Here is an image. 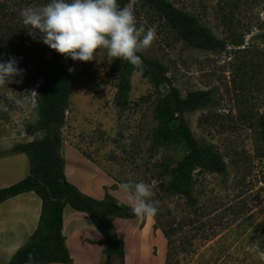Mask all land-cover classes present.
Here are the masks:
<instances>
[{
	"label": "rangeland",
	"instance_id": "1",
	"mask_svg": "<svg viewBox=\"0 0 264 264\" xmlns=\"http://www.w3.org/2000/svg\"><path fill=\"white\" fill-rule=\"evenodd\" d=\"M167 1L225 42L218 51L192 48L149 5L138 0L128 4L137 26L156 29L158 38L143 55L166 67L184 96L209 92L212 102L185 118L200 143L213 144L221 153L227 173L196 172L194 204L162 190L160 173L183 155L175 147L153 143L156 105L168 88L156 89L142 64L132 72L126 100H118L116 69L122 59L109 64L106 50H98L90 62H72L74 85L61 129L65 168L74 181L78 156L91 162L86 166L96 179L91 198L109 197L130 210L120 184L132 177L152 185L153 199L160 202L155 217H102L123 239L128 264H166L169 257V264H264V145L258 141V124L264 119V0ZM47 2L0 0L9 54L19 58V67L25 70L21 83L0 87L1 141L26 143L46 134L26 133L40 122L30 71L53 50L28 34L20 11ZM82 215L89 223H81L82 234L104 239L88 215ZM170 227L173 231L166 237ZM89 245L79 244V249L98 258L102 246ZM112 263L120 261L113 258Z\"/></svg>",
	"mask_w": 264,
	"mask_h": 264
},
{
	"label": "trees",
	"instance_id": "2",
	"mask_svg": "<svg viewBox=\"0 0 264 264\" xmlns=\"http://www.w3.org/2000/svg\"><path fill=\"white\" fill-rule=\"evenodd\" d=\"M153 8L169 25L176 37L188 46L207 51L225 48V42L217 39L211 31L200 24L195 16L171 5L167 0H138ZM131 0H118L123 7ZM5 23L0 21V62L10 56L7 38L4 37ZM264 44V34L261 35ZM8 47V48H7ZM142 64L146 67L144 75L158 89L168 88V93L160 95L155 109L157 127L153 132L156 147H175L183 155L171 166L162 170L159 182L165 193L182 197L194 204L195 173L225 175L227 164L213 144L200 143L187 125L185 115L206 107L212 102L208 91H194L186 96L172 83L167 68L159 62L147 58L143 53ZM73 60L52 51L50 56L33 63L31 78L34 81V102L38 109L40 122L29 126L27 134L43 130L42 139L16 144L12 153H25L29 159V175L6 188L0 189V204L20 194L34 192L41 200V215L35 232L28 241L13 255L9 264H29V254L34 264H70L71 257L65 244L63 231V211L66 205L88 215L92 224L103 235L106 247V260L103 264H113L118 258L124 264L125 245L108 226L102 217L116 216L121 219H133L135 215L125 205L107 197L96 200L83 195L71 184L64 173L62 156L63 140L61 129L65 123L69 99L74 85L71 72ZM134 67L122 60L116 72L118 74V100L125 101L130 87V77ZM41 80V83H38ZM258 141L264 145V119L258 124ZM171 176L170 183L162 182ZM173 231L170 227L166 237ZM168 245L170 240L167 241ZM167 260L166 264H169Z\"/></svg>",
	"mask_w": 264,
	"mask_h": 264
},
{
	"label": "clouds",
	"instance_id": "3",
	"mask_svg": "<svg viewBox=\"0 0 264 264\" xmlns=\"http://www.w3.org/2000/svg\"><path fill=\"white\" fill-rule=\"evenodd\" d=\"M20 16L34 40L39 37V42L73 61L90 62L96 59L98 50H106L109 64L122 59L140 69L142 59L138 53L146 51L158 38L154 26H137L133 9L121 7L118 0H49L23 7ZM24 74L19 58L10 56L0 62V87L21 83ZM171 180L167 176L162 182ZM120 188L127 194L135 216L158 214L160 202L153 199L151 184L128 177ZM28 259L29 264H34L31 254Z\"/></svg>",
	"mask_w": 264,
	"mask_h": 264
},
{
	"label": "crops",
	"instance_id": "4",
	"mask_svg": "<svg viewBox=\"0 0 264 264\" xmlns=\"http://www.w3.org/2000/svg\"><path fill=\"white\" fill-rule=\"evenodd\" d=\"M16 144L21 143L0 140V189L9 187L29 175L28 156L25 153L11 152ZM78 158L75 161L76 166L72 170V174L75 176L74 181L71 180L65 165L64 173L67 180L83 195L91 197V192L95 191V188L92 190V187H94L96 179L95 176H91L93 173L87 170L86 166L93 164L80 156ZM86 178L88 180H85ZM41 206L42 202L34 192L20 194L0 204V264H9L13 255L35 232L41 215ZM82 214L69 205L64 207L62 233L71 257L70 264H103L106 260L105 246L103 249L104 239L94 240L87 234H82L81 223L89 224ZM113 229L115 233L116 230L114 227ZM92 243L93 245L98 244L100 248L102 246L98 258H92L79 249V244L90 246L89 244ZM129 260V256L124 251V264H128Z\"/></svg>",
	"mask_w": 264,
	"mask_h": 264
}]
</instances>
